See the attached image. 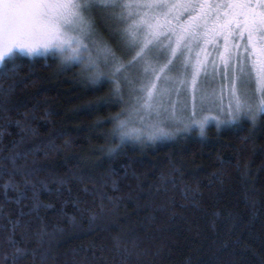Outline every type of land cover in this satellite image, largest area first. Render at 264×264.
<instances>
[{
  "label": "trees",
  "instance_id": "obj_1",
  "mask_svg": "<svg viewBox=\"0 0 264 264\" xmlns=\"http://www.w3.org/2000/svg\"><path fill=\"white\" fill-rule=\"evenodd\" d=\"M79 65L0 66V264H264V115L145 139Z\"/></svg>",
  "mask_w": 264,
  "mask_h": 264
},
{
  "label": "snow or ice",
  "instance_id": "obj_2",
  "mask_svg": "<svg viewBox=\"0 0 264 264\" xmlns=\"http://www.w3.org/2000/svg\"><path fill=\"white\" fill-rule=\"evenodd\" d=\"M98 16L115 23L113 35L118 37V47L125 55L138 47L128 64L143 60L147 65L144 72L152 74L140 90L144 95L135 96L141 107L162 106L164 96L173 90L179 92L177 84L187 87L188 79L168 75L179 71L173 60L185 70L180 77L190 76V83L196 85L200 72L207 71L206 56L202 60L197 53L195 62L191 63L185 52H192L193 43L200 48L201 39L211 35L212 41L218 37L224 41V52L218 53V59L223 65V76L228 80L229 107L234 114L233 120L225 123L236 122L237 118L255 120L257 114L264 115V0H185L182 3L170 0H0V35L4 38L0 66L14 62L18 58L16 52L35 54L37 47L29 37L38 30L47 32L45 51L54 48L62 53L70 52L69 59L83 63V52L90 53L85 39L94 46L97 44ZM168 33L176 37L175 46ZM161 36L168 39L167 45ZM154 48H166L170 52L158 70L148 58V52ZM96 52L95 59L89 54V70L98 68L101 60L105 64L112 63L115 73L124 68L107 43L96 47ZM212 67L215 71V61ZM122 79L126 85L131 83L127 78ZM133 94L135 90L130 93ZM206 99L203 97L201 102ZM169 105H172L171 100ZM17 254H21L20 249Z\"/></svg>",
  "mask_w": 264,
  "mask_h": 264
},
{
  "label": "rangeland",
  "instance_id": "obj_3",
  "mask_svg": "<svg viewBox=\"0 0 264 264\" xmlns=\"http://www.w3.org/2000/svg\"><path fill=\"white\" fill-rule=\"evenodd\" d=\"M170 2L182 3L185 2V0H170ZM201 2L204 1L201 0ZM181 19L183 20V17ZM172 26H176V22L174 20L172 21ZM121 27H124V25H121ZM101 28H105L107 30L109 40H103L104 36L100 33ZM114 30V22H106L103 17H97L96 31L98 36L95 38L97 40V44L94 46L92 42L85 39L84 42L89 45L90 53L83 52V56L81 57L83 63H79V68H81L82 73L90 79H99L100 76L103 78L105 76V79L112 82L110 84L113 86L115 94L119 91L118 98L122 103L124 102V108H126V117L123 120L125 124L122 123L123 121L119 122V127L126 125L125 127L128 126L126 131H145L144 134H134V136H140L145 139H161L163 137L167 138V135L172 136L177 131L188 133L194 129L202 130L209 123L226 126L236 123L241 119L237 118L236 122L225 123L232 121L234 114L231 112L229 107L230 89L228 80H226L223 76V65L218 59V53L224 52V41L222 37H218L212 41V37L209 35L208 37L201 39L200 48H197L195 43H193L191 45L193 49L192 52H185V56L190 59L191 63L195 62L197 53H199V58L202 60H204L206 56L207 71L205 72L202 70L200 72L195 86L190 83V76L180 77V73L185 70L177 63L176 60H173V65H175L179 71L169 72L168 75L188 79L189 83L187 84V87L185 88L184 85L177 84L176 88L179 89V92L173 90L168 95L164 96L162 98V106L155 105L152 108H143L140 106V103L137 102L135 96L144 95V93L140 90L152 74L151 72H144V68L147 65L143 62V60L133 61L132 65L128 64L129 61H132L136 51H138V47L134 48V50H132L129 54L125 55L122 49L118 47V37L113 35ZM177 31H179V29H177ZM168 35L171 36L173 46H175L176 37L171 35V33H168ZM160 39L165 45L169 43L168 39L164 36H161ZM29 40L37 47V52L35 54L26 55H21L19 52H16L17 56L33 58L55 54L59 56L64 63H77L74 60L69 59L72 55L70 52L62 53L58 49L54 48L45 51L43 44L48 41V35L45 30H38L31 37H29ZM103 43H107L108 46L112 48V50L116 53L118 61L124 65V68L120 73H115V68L112 63L105 64L103 60L98 61V68L94 67L90 70L88 69L89 54H91L92 58L95 59L97 56L96 47L102 46ZM240 43L242 44L243 42L241 41ZM149 47L152 48L151 45ZM201 48L204 49V51H201ZM3 50L4 38L0 35V51ZM169 56L170 52H168L166 48H154L152 51L148 52L149 61L157 70L160 65L166 62V59ZM213 61L216 62L215 71L212 67ZM169 67H172V65ZM187 71L190 72L191 68ZM122 78H127V80L131 81V83L126 85ZM115 87L119 88L118 91ZM253 87H255L254 84ZM133 90H135V94L130 95ZM122 92L125 94H122ZM203 97H207V99L202 103L201 99ZM169 100L172 102L171 106L169 105ZM258 115L259 114H257L256 117ZM202 124L203 127H201Z\"/></svg>",
  "mask_w": 264,
  "mask_h": 264
},
{
  "label": "flooded vegetation",
  "instance_id": "obj_4",
  "mask_svg": "<svg viewBox=\"0 0 264 264\" xmlns=\"http://www.w3.org/2000/svg\"><path fill=\"white\" fill-rule=\"evenodd\" d=\"M204 2H211V0H203Z\"/></svg>",
  "mask_w": 264,
  "mask_h": 264
}]
</instances>
